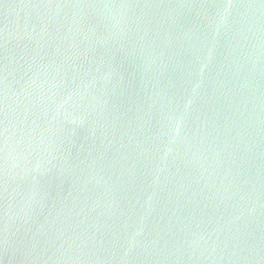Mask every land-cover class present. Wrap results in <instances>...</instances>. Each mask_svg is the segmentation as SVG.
I'll return each mask as SVG.
<instances>
[{"label":"water","instance_id":"1","mask_svg":"<svg viewBox=\"0 0 264 264\" xmlns=\"http://www.w3.org/2000/svg\"><path fill=\"white\" fill-rule=\"evenodd\" d=\"M0 264H264V0H0Z\"/></svg>","mask_w":264,"mask_h":264}]
</instances>
